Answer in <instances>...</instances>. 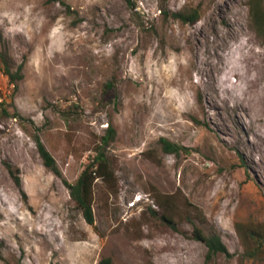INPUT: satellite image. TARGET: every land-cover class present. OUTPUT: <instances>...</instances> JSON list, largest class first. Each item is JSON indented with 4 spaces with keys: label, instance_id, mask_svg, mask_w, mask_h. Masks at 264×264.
<instances>
[{
    "label": "rangeland",
    "instance_id": "obj_1",
    "mask_svg": "<svg viewBox=\"0 0 264 264\" xmlns=\"http://www.w3.org/2000/svg\"><path fill=\"white\" fill-rule=\"evenodd\" d=\"M250 3L0 0V52L22 76L12 85L0 65V264H264V38ZM195 9V24L174 16ZM99 151L113 177L95 181L90 225L64 181ZM139 196L151 205L130 207ZM196 227L229 255L207 262Z\"/></svg>",
    "mask_w": 264,
    "mask_h": 264
},
{
    "label": "trees",
    "instance_id": "obj_2",
    "mask_svg": "<svg viewBox=\"0 0 264 264\" xmlns=\"http://www.w3.org/2000/svg\"><path fill=\"white\" fill-rule=\"evenodd\" d=\"M264 0H251L250 3V16L254 28L257 33L264 38ZM128 6H134V0H125ZM176 19L180 20L184 24H195L200 19V14L197 9L192 10L190 13H177L174 15ZM0 65L2 67L3 74L8 77L12 85L17 84V82L22 78L19 72L14 73L9 67L8 63L5 60V54L0 52ZM1 93V91H0ZM6 114V112H5ZM114 135L113 128H110L108 131V136L102 138V145H108L110 139ZM39 154L43 160L45 167H47L51 172L57 176H61V172L56 164L55 159L51 153L45 148L40 139L36 137L35 139ZM163 150L167 154H178L181 150L180 146L170 142L167 139L162 138L160 140ZM102 147V146H101ZM113 173L110 170L109 164L105 159L103 153L99 151V154L94 159L93 163L86 167L81 176L79 177L76 184H70L67 181H64L67 188L70 190L72 199L76 202L78 208L81 210L84 219L90 225H93L94 214H93V187L96 179L102 178L104 180L111 179ZM14 180L18 186H21V180L19 177H14ZM152 213L156 215V212L152 210ZM164 222L168 223L171 227L176 229V224L172 218L167 217L166 215L162 216ZM194 237L196 240L205 243L208 248L206 255V261H212L218 254L229 255V251L226 245L223 243L222 239L218 235L206 236L201 229H194ZM98 264H113L111 258H103Z\"/></svg>",
    "mask_w": 264,
    "mask_h": 264
},
{
    "label": "built area",
    "instance_id": "obj_3",
    "mask_svg": "<svg viewBox=\"0 0 264 264\" xmlns=\"http://www.w3.org/2000/svg\"><path fill=\"white\" fill-rule=\"evenodd\" d=\"M143 200H146V202L144 203L145 205L149 206L151 204H148L150 202L149 198L147 197H144V196H139V197H136L134 202H132L131 204H129L130 207H135V206H138L139 203H141ZM144 204L140 205L141 207L140 208H143L144 207Z\"/></svg>",
    "mask_w": 264,
    "mask_h": 264
}]
</instances>
